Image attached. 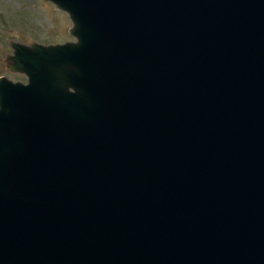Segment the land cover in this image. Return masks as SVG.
<instances>
[{"label":"water","instance_id":"obj_1","mask_svg":"<svg viewBox=\"0 0 264 264\" xmlns=\"http://www.w3.org/2000/svg\"><path fill=\"white\" fill-rule=\"evenodd\" d=\"M12 42L0 264H264V0H47Z\"/></svg>","mask_w":264,"mask_h":264},{"label":"rangeland","instance_id":"obj_2","mask_svg":"<svg viewBox=\"0 0 264 264\" xmlns=\"http://www.w3.org/2000/svg\"><path fill=\"white\" fill-rule=\"evenodd\" d=\"M73 24L63 11L46 0H0V78L27 84V77L8 68L12 42L50 46L76 42Z\"/></svg>","mask_w":264,"mask_h":264}]
</instances>
